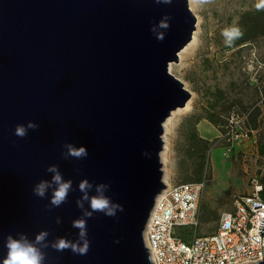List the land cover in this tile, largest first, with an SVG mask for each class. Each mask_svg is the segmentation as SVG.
Wrapping results in <instances>:
<instances>
[{
	"label": "water",
	"instance_id": "1",
	"mask_svg": "<svg viewBox=\"0 0 264 264\" xmlns=\"http://www.w3.org/2000/svg\"><path fill=\"white\" fill-rule=\"evenodd\" d=\"M195 29L188 0H0V260L8 234L76 240L77 185L88 179L108 184L123 211L87 220V254L49 247L45 264H152L143 231L166 188L164 123L191 97L168 67ZM29 121L38 128L16 137ZM65 143L86 147L87 158L65 160ZM53 164L74 189L57 208L54 184L44 198L33 194L51 182Z\"/></svg>",
	"mask_w": 264,
	"mask_h": 264
},
{
	"label": "rangeland",
	"instance_id": "2",
	"mask_svg": "<svg viewBox=\"0 0 264 264\" xmlns=\"http://www.w3.org/2000/svg\"><path fill=\"white\" fill-rule=\"evenodd\" d=\"M257 1L188 0L196 29L178 53V61L170 63L172 69L168 67L191 97L164 123L160 157L166 186L195 178L192 161L186 156L189 125L210 143L202 172L205 185L198 235L215 232L221 214L231 211L238 197L252 193L263 173L258 141L264 142V41L256 39L241 49L228 50L223 35ZM255 107L258 111L249 116ZM209 114L218 119L217 126L205 119ZM253 124L256 130H251ZM225 133L231 140L218 142ZM240 133L246 136L237 137Z\"/></svg>",
	"mask_w": 264,
	"mask_h": 264
},
{
	"label": "built area",
	"instance_id": "3",
	"mask_svg": "<svg viewBox=\"0 0 264 264\" xmlns=\"http://www.w3.org/2000/svg\"><path fill=\"white\" fill-rule=\"evenodd\" d=\"M231 119L233 117L231 116ZM245 133L237 137L244 138ZM229 133L218 140L230 141ZM205 181L166 186L156 197L143 231L144 244L152 264H257L264 260V236L258 228L264 222V201L255 183L254 191L238 197L233 209L221 214L215 232L198 235L200 204ZM180 227L194 231L185 243L176 235ZM261 241V244H260ZM264 262V261H263Z\"/></svg>",
	"mask_w": 264,
	"mask_h": 264
},
{
	"label": "clouds",
	"instance_id": "4",
	"mask_svg": "<svg viewBox=\"0 0 264 264\" xmlns=\"http://www.w3.org/2000/svg\"><path fill=\"white\" fill-rule=\"evenodd\" d=\"M156 3L170 4L172 0H155ZM171 18L165 16L159 23V27L167 30L169 28V21ZM155 31V28L150 29ZM223 35L227 38L228 42L239 38L241 32L238 28L225 29ZM159 40L164 39V34L161 33L157 37ZM38 125L29 121L27 125L17 124L14 128V135L19 138H24L28 134V130H36ZM65 152L61 155L65 160L72 158L74 160H82L87 158L88 151L84 146H75L71 143H65L62 145ZM143 155L147 156V153ZM52 173L51 182L41 180L33 188V194L39 198H44L46 190L52 185H55V189L50 199V204L53 208L60 207L66 203L68 196L73 189V181L71 179H64L63 175L58 169V166L53 164L47 169ZM95 186V194H91ZM109 185L105 183L95 184L89 182L88 179H81L78 182L77 189L81 194L79 199L75 201L76 207L80 209L81 215L79 218L72 220L71 227L77 230V239L69 240L65 237H56L53 241L47 240L50 233L48 231H40L34 236V239H29L23 233H17L15 238L13 235L8 234L3 237V247L6 249V254L3 259L0 260V264H45L46 253L44 249L52 248L57 252H63L65 250L71 251L73 254L85 255L87 254L90 246V242L87 238V220L92 218L95 213H101L106 217H115L117 211L122 212L123 207L117 203H114L111 198L106 195L109 191ZM87 204V209H85ZM59 223V220H57Z\"/></svg>",
	"mask_w": 264,
	"mask_h": 264
},
{
	"label": "trees",
	"instance_id": "5",
	"mask_svg": "<svg viewBox=\"0 0 264 264\" xmlns=\"http://www.w3.org/2000/svg\"><path fill=\"white\" fill-rule=\"evenodd\" d=\"M234 28H238L241 35L239 38L232 40L231 43L226 40L228 50L241 49L256 39H262L264 41V0H258L253 8L241 13ZM257 111V107L253 108L249 116ZM205 119L213 126L218 125V119L215 115H206ZM251 130H256L255 124L252 125ZM185 138L187 143L186 156L192 161L195 175L194 179H187V182L202 181V172L205 170L207 164V151L209 150L210 143L197 134L193 124L189 125ZM258 154L264 160V142L261 140L258 141ZM262 171L263 173L260 177L262 190L259 196L264 201V168ZM176 235L183 242L189 243L193 238L194 231L191 228L180 227L176 230Z\"/></svg>",
	"mask_w": 264,
	"mask_h": 264
},
{
	"label": "bare ground",
	"instance_id": "6",
	"mask_svg": "<svg viewBox=\"0 0 264 264\" xmlns=\"http://www.w3.org/2000/svg\"><path fill=\"white\" fill-rule=\"evenodd\" d=\"M185 49H187V48H185ZM191 50H192V48H189V49H188V52H190ZM184 51H185V50H184ZM182 53H183V52H182ZM170 69H172V64L169 65V70H170Z\"/></svg>",
	"mask_w": 264,
	"mask_h": 264
},
{
	"label": "crops",
	"instance_id": "7",
	"mask_svg": "<svg viewBox=\"0 0 264 264\" xmlns=\"http://www.w3.org/2000/svg\"><path fill=\"white\" fill-rule=\"evenodd\" d=\"M198 126H199V125H198ZM263 168H264V166H263ZM263 168H261V169H260V171H262V170H263ZM258 169H259V168H258ZM245 170L247 171V169H245Z\"/></svg>",
	"mask_w": 264,
	"mask_h": 264
}]
</instances>
